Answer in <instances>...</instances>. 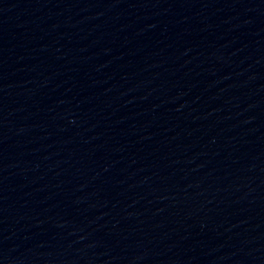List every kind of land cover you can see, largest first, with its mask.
<instances>
[{"label": "water", "instance_id": "1", "mask_svg": "<svg viewBox=\"0 0 264 264\" xmlns=\"http://www.w3.org/2000/svg\"><path fill=\"white\" fill-rule=\"evenodd\" d=\"M0 264H264V6L0 19Z\"/></svg>", "mask_w": 264, "mask_h": 264}]
</instances>
